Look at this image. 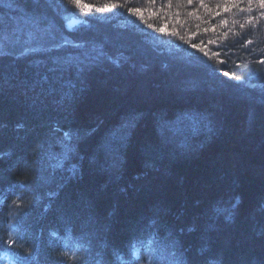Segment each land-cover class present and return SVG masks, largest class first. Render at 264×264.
<instances>
[{
    "label": "trees",
    "instance_id": "1",
    "mask_svg": "<svg viewBox=\"0 0 264 264\" xmlns=\"http://www.w3.org/2000/svg\"><path fill=\"white\" fill-rule=\"evenodd\" d=\"M206 259L264 264V3L0 0V264Z\"/></svg>",
    "mask_w": 264,
    "mask_h": 264
},
{
    "label": "snow or ice",
    "instance_id": "2",
    "mask_svg": "<svg viewBox=\"0 0 264 264\" xmlns=\"http://www.w3.org/2000/svg\"><path fill=\"white\" fill-rule=\"evenodd\" d=\"M73 2H75V3H79V0H73ZM261 2L264 3V0H261ZM162 31H163V29H162ZM193 47L195 48L196 45H193ZM224 75H225V76H228L229 73L225 72ZM176 243L179 244L180 241L177 240ZM200 254H201L202 256L206 257V258L209 257V252H208L206 249H201V250H200ZM177 264H183V262H182V261H178ZM192 264H196V261L193 260V261H192ZM206 264H217V262H216L215 260H212V259H206Z\"/></svg>",
    "mask_w": 264,
    "mask_h": 264
},
{
    "label": "rangeland",
    "instance_id": "3",
    "mask_svg": "<svg viewBox=\"0 0 264 264\" xmlns=\"http://www.w3.org/2000/svg\"><path fill=\"white\" fill-rule=\"evenodd\" d=\"M258 17H259V15H258ZM165 38H166V37H165ZM163 41H164V42H167V43H172V41H171V40H167V38H166V40L163 39Z\"/></svg>",
    "mask_w": 264,
    "mask_h": 264
}]
</instances>
